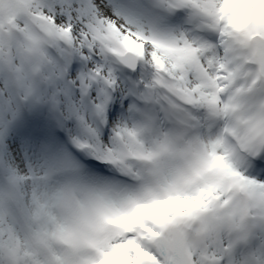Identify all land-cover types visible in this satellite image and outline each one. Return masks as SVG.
Segmentation results:
<instances>
[{
  "label": "snow or ice",
  "instance_id": "snow-or-ice-1",
  "mask_svg": "<svg viewBox=\"0 0 264 264\" xmlns=\"http://www.w3.org/2000/svg\"><path fill=\"white\" fill-rule=\"evenodd\" d=\"M0 264H264V0H0Z\"/></svg>",
  "mask_w": 264,
  "mask_h": 264
}]
</instances>
